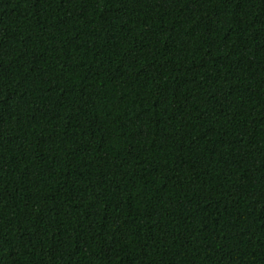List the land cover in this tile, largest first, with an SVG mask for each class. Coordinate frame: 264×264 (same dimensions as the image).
Instances as JSON below:
<instances>
[{"label": "trees", "instance_id": "trees-1", "mask_svg": "<svg viewBox=\"0 0 264 264\" xmlns=\"http://www.w3.org/2000/svg\"><path fill=\"white\" fill-rule=\"evenodd\" d=\"M0 264H264V0H0Z\"/></svg>", "mask_w": 264, "mask_h": 264}]
</instances>
